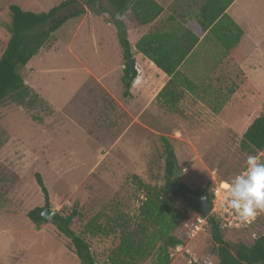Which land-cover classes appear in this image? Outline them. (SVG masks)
Instances as JSON below:
<instances>
[{"label":"rangeland","instance_id":"374dc122","mask_svg":"<svg viewBox=\"0 0 264 264\" xmlns=\"http://www.w3.org/2000/svg\"><path fill=\"white\" fill-rule=\"evenodd\" d=\"M61 1L0 0V52L9 37L10 4L42 12ZM180 1L172 0L167 9L175 11ZM200 1H187L190 26L196 23ZM106 8V4L96 3L84 12L97 30L109 22L110 30L117 32ZM71 24L61 27L67 36ZM211 40L216 45L212 51L222 53L220 44L212 36ZM52 44L51 35L26 66L18 69L30 94L21 103L7 98L0 106V264H80L69 239L51 220L37 229L27 217L30 210L45 204L36 173L48 191L49 209L60 215L73 214L70 228L89 244L97 264H160L155 248L134 260L123 255L112 261V256L123 233L137 228L143 199L140 183L164 184L162 137L174 151L181 181L195 192L206 186L209 191L215 181L231 183L245 171L251 154L241 150L239 142L247 121H239L235 115L233 128L227 129L226 119L215 122L203 113L185 119L170 112L168 119L153 121L150 127L146 113L138 119L127 116L140 105H132L122 96L120 72L106 79L116 101L95 85L87 72L89 62L80 64L62 48L51 49ZM232 88L238 93L237 112L249 117L244 112L247 101L242 99L251 90L240 78ZM260 111V106L255 108V114ZM221 115L234 117L232 112ZM156 125L155 131L166 134H156ZM258 159L264 162V150ZM173 201L185 214L174 232L182 244L168 248L169 264H214L216 244L208 225L198 223L201 215L182 198ZM221 232L230 243L251 244L264 234V210L257 209L247 227Z\"/></svg>","mask_w":264,"mask_h":264},{"label":"trees","instance_id":"16d2710c","mask_svg":"<svg viewBox=\"0 0 264 264\" xmlns=\"http://www.w3.org/2000/svg\"><path fill=\"white\" fill-rule=\"evenodd\" d=\"M233 0H206L196 13V24L199 31H208L229 53L240 41L242 29L226 13L225 9ZM106 4V11L112 16L116 25L117 39L122 49L123 95L128 90L136 71L130 75L127 61L132 58L131 46L127 39L123 16L126 12L140 24H147L157 18L163 7L155 0H63L47 11L33 12L23 10L16 4H10L11 24L7 26L9 37L0 52V106L10 98L22 102L30 94V87L18 69L26 66L30 59L50 38V36L69 18L81 15L85 7L94 4ZM174 20V18L172 19ZM198 41L191 28L177 22L170 26L169 31L149 32L141 36L135 43L136 49L150 59L170 78L158 98L164 99L168 106H175L183 97L184 91H192V82L178 70ZM166 159V178L162 186L140 183L143 199L138 207L139 222L133 232H124L112 261L127 255L129 259L145 257L150 249H157L160 264H169L168 248L182 244L174 234L185 211L180 209L173 198H182L186 206L201 215L200 209L188 197L189 193L205 194L208 204L211 193L206 186L203 191L195 192L181 181V177H173L174 151L165 137H162ZM240 149L256 155L264 150V103L261 111L243 132L239 142ZM36 182L48 202V191L39 173L35 174ZM39 208L27 213V217L39 229L43 219L38 216ZM73 214L60 215L55 213L51 221L56 228L69 239L80 264H97L89 244L71 228ZM211 238L216 244L217 261L214 264H264V234L257 236L251 244L243 242L230 243L225 240L215 219L206 217ZM92 226V225H89ZM124 227V226H122ZM124 264V263H122ZM191 264H196L192 262Z\"/></svg>","mask_w":264,"mask_h":264},{"label":"crops","instance_id":"0c3cea01","mask_svg":"<svg viewBox=\"0 0 264 264\" xmlns=\"http://www.w3.org/2000/svg\"><path fill=\"white\" fill-rule=\"evenodd\" d=\"M155 1L163 7V11L150 23L140 24L127 13L123 16L136 77L130 85L128 95H123V89L122 96L128 103L140 105L133 114L127 116L138 119L146 113L150 121L149 125L152 127L155 123L153 121L168 119L170 112H176L180 114V117L184 115L182 118L185 119L186 116L203 113L208 114L210 120L215 122L226 119L224 128L229 129L233 128L232 125L236 122L235 115H237L239 121H247L241 131L243 134L251 121L259 115V113L255 114V108L261 107L264 103V0H233L225 9V13L242 29L240 41L229 53H226L224 49L222 53L212 51L216 45L212 40L210 41V36L214 39L215 37L208 31H199L196 23L190 26L191 20L187 9L188 3L193 0H183L184 2L181 0L175 11L167 9L172 0ZM205 1H200L198 8ZM88 20L85 12L66 20L52 34L51 49L62 48L80 64L89 62L91 68H87V72L95 85L117 101L106 82L109 76L113 79L116 72H120V87H124L122 75L125 64L117 32L110 30L109 22L101 30H97L94 23ZM69 22L72 24L68 37L61 31V27ZM177 22L191 28L198 37V41L178 67V70L192 82L193 90H185L183 97L175 106H168L164 99L158 98L157 95L170 77L139 52L135 43L149 32L169 31L170 26ZM59 33L63 35L62 38H59ZM238 78L251 90V93L242 99L247 101L248 107L244 112L250 113L249 117L237 112L238 93L235 88L231 89V85L235 87ZM221 112H232L234 117L231 119L230 116H222ZM157 127L156 125L153 128L156 134H166L163 131H155ZM261 154L263 151L259 152L257 158Z\"/></svg>","mask_w":264,"mask_h":264},{"label":"clouds","instance_id":"9594fccd","mask_svg":"<svg viewBox=\"0 0 264 264\" xmlns=\"http://www.w3.org/2000/svg\"><path fill=\"white\" fill-rule=\"evenodd\" d=\"M223 188L219 209L231 210L241 220H249L257 209L264 210V162L250 155L245 171Z\"/></svg>","mask_w":264,"mask_h":264},{"label":"built area","instance_id":"2783aa9c","mask_svg":"<svg viewBox=\"0 0 264 264\" xmlns=\"http://www.w3.org/2000/svg\"><path fill=\"white\" fill-rule=\"evenodd\" d=\"M225 183H229V182L224 181V180L215 181L214 185L211 187L210 189L211 203L209 204L210 206L209 215H211L215 219L220 229H237V228L240 229V228L247 227L253 222L256 216V212L254 216L250 218L249 220H241L235 214H233L231 210L223 211L219 209V202L223 196V192H224L223 185ZM197 221L198 223H204L208 225L205 217H202V216L198 217Z\"/></svg>","mask_w":264,"mask_h":264},{"label":"water","instance_id":"95a60500","mask_svg":"<svg viewBox=\"0 0 264 264\" xmlns=\"http://www.w3.org/2000/svg\"><path fill=\"white\" fill-rule=\"evenodd\" d=\"M127 63L129 65L130 75H132L133 71H134V59L130 58L127 61ZM172 159H173V177L174 178L180 177L181 172L178 169V163L176 161V158L173 157ZM188 197L200 209L202 217L206 218V217L209 216V214H210V206H209V204L207 202V198H206L205 194L189 193ZM55 213H56V211L49 209L48 202H45L43 208L38 210V216L41 217L44 222H47V221L51 220L52 216Z\"/></svg>","mask_w":264,"mask_h":264}]
</instances>
